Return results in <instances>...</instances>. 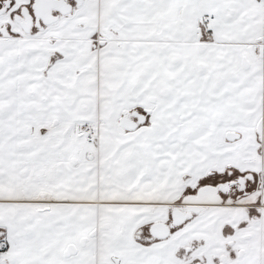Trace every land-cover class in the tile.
<instances>
[{
  "label": "snow or ice",
  "instance_id": "1",
  "mask_svg": "<svg viewBox=\"0 0 264 264\" xmlns=\"http://www.w3.org/2000/svg\"><path fill=\"white\" fill-rule=\"evenodd\" d=\"M0 264H264V0H0Z\"/></svg>",
  "mask_w": 264,
  "mask_h": 264
}]
</instances>
